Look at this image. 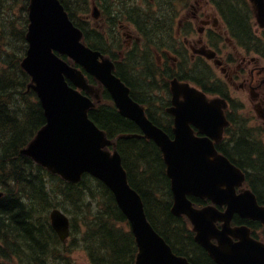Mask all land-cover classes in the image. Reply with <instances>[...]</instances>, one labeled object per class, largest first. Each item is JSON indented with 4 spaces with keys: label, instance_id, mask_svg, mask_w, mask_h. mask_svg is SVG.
I'll return each mask as SVG.
<instances>
[{
    "label": "water",
    "instance_id": "obj_1",
    "mask_svg": "<svg viewBox=\"0 0 264 264\" xmlns=\"http://www.w3.org/2000/svg\"><path fill=\"white\" fill-rule=\"evenodd\" d=\"M251 1L263 24L264 0ZM28 10V49L21 65L32 77L29 88L41 101L46 123L21 153L67 181L78 183L85 173L102 180L131 224L138 246L135 264H192L172 249L148 219L141 194L129 183L120 152L109 148L113 141L89 117L95 103L67 79L98 100L99 89L89 85L84 73L59 55L67 54L105 85L120 113L161 148L174 197L172 212L188 216L195 240L218 264H264V242L251 235L249 226L232 225L236 213L264 222V205L253 190L243 187L245 172L215 146L229 124L226 99L208 98L188 82L172 80L174 105L169 111L175 115V128L171 137L130 96V89L113 74L112 61L82 43V30L60 0H29ZM192 124L204 135H196ZM131 136L141 135H125ZM190 195L209 198L213 204L196 207ZM218 205H226V209ZM50 219L66 241L70 218L54 208Z\"/></svg>",
    "mask_w": 264,
    "mask_h": 264
},
{
    "label": "trees",
    "instance_id": "obj_2",
    "mask_svg": "<svg viewBox=\"0 0 264 264\" xmlns=\"http://www.w3.org/2000/svg\"><path fill=\"white\" fill-rule=\"evenodd\" d=\"M61 2L85 31L86 42L107 52L103 32L92 29L94 32L89 34L90 26L75 17L78 12L88 11L89 0ZM219 5L226 12L232 11L235 25L245 28L236 6L229 0H220ZM0 24V264H78L72 257L78 249L86 253L91 264H134L138 247L129 221L101 180L85 174L79 183L66 181L21 153L46 123L36 92L28 88L31 78L21 67L27 48L28 1L0 0ZM91 81L96 84L93 78ZM89 114L115 139L129 181L142 195L156 230L192 264H218L194 240L188 218L172 213L170 180L155 142L144 137H120L123 133L139 132V128L119 113L106 90L102 102ZM240 143L239 148L234 147L237 155L232 154L233 161L247 170L249 185L254 186L264 203V159L259 162L252 158L253 145L243 136ZM194 200L198 205L208 203ZM54 207L71 216L68 243H63L51 226L49 213ZM235 222L241 221L235 218ZM250 224L257 234L259 223Z\"/></svg>",
    "mask_w": 264,
    "mask_h": 264
},
{
    "label": "flooded vegetation",
    "instance_id": "obj_3",
    "mask_svg": "<svg viewBox=\"0 0 264 264\" xmlns=\"http://www.w3.org/2000/svg\"><path fill=\"white\" fill-rule=\"evenodd\" d=\"M215 6L209 0H189L177 8L173 1L170 7L157 8L153 13L144 11V17L136 21L137 27L122 24L128 53H117L115 71H120L132 96L145 107L150 118L158 119L160 123L156 124L172 135V79L189 82L209 96L225 98L231 122L227 131L233 135L229 139L225 132L216 146L233 159L227 151L231 148L236 156L234 147L239 148L243 136L253 145L252 158L260 162L264 159V26L254 30L246 21L252 14L246 7L238 6L239 18L246 25L240 29L231 21L232 11L223 12ZM112 18L113 8L108 6V21ZM142 37H147V41L138 47L135 42L141 43ZM192 126L196 134L204 135ZM251 188L256 191L254 186ZM259 227L263 231L264 224ZM259 229L256 228V236L260 235Z\"/></svg>",
    "mask_w": 264,
    "mask_h": 264
},
{
    "label": "rangeland",
    "instance_id": "obj_4",
    "mask_svg": "<svg viewBox=\"0 0 264 264\" xmlns=\"http://www.w3.org/2000/svg\"><path fill=\"white\" fill-rule=\"evenodd\" d=\"M92 1H96V0H92ZM122 1V0H119V2ZM133 1L134 3L140 5V2L138 0H131ZM195 0H190V2L194 3ZM176 4H177V8H181L182 4H183V1L181 2V0H177L175 1ZM116 4V2H114V5ZM118 4V3H117ZM92 5V3H91ZM94 5V4H93ZM161 5L162 7H170L169 4H166L163 0L161 1ZM216 7V6H215ZM93 7L91 6L89 8L88 11H84V12H80L79 13V17L81 19H84V22L87 23L88 25H90L92 27V29H98V30H106V27L104 25V22L103 20H100L99 17H96L94 18L93 16ZM100 14L102 15V10L100 9ZM76 16V15H75ZM77 17V16H76ZM116 20H119V19H123V13H118V14H115L113 16ZM104 19V17H102ZM125 20V19H123ZM126 21V20H125ZM126 23H124L125 25ZM252 26H253V29L255 30L256 28H260L261 24L260 22L258 21L257 19V14L254 16V19L252 21ZM1 26V24H0ZM109 28V27H108ZM124 30V29H123ZM93 31V30H92ZM119 31L121 32V28H119ZM94 32V31H93ZM126 39V38H125ZM215 67V66H214ZM217 69V68H216ZM217 72L219 75H221V71L217 69ZM222 76V75H221ZM163 85V81L160 83V87H162ZM260 136V135H259ZM260 138V137H259ZM262 140V139H261ZM71 217V216H70ZM71 239V238H70ZM72 257L74 258V260L78 263V264H91L88 256L86 255V253L82 250V249H78L77 251L74 250L72 252Z\"/></svg>",
    "mask_w": 264,
    "mask_h": 264
},
{
    "label": "bare ground",
    "instance_id": "obj_5",
    "mask_svg": "<svg viewBox=\"0 0 264 264\" xmlns=\"http://www.w3.org/2000/svg\"><path fill=\"white\" fill-rule=\"evenodd\" d=\"M135 262H136V258H135ZM135 264V263H134Z\"/></svg>",
    "mask_w": 264,
    "mask_h": 264
}]
</instances>
